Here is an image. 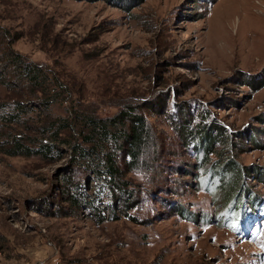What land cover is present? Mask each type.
<instances>
[{"label": "rangeland", "instance_id": "374dc122", "mask_svg": "<svg viewBox=\"0 0 264 264\" xmlns=\"http://www.w3.org/2000/svg\"><path fill=\"white\" fill-rule=\"evenodd\" d=\"M10 49L68 87L52 119L130 103L163 149L126 173L137 221L66 201L67 177L86 179L67 156L0 151V264H264V0H0Z\"/></svg>", "mask_w": 264, "mask_h": 264}, {"label": "trees", "instance_id": "16d2710c", "mask_svg": "<svg viewBox=\"0 0 264 264\" xmlns=\"http://www.w3.org/2000/svg\"><path fill=\"white\" fill-rule=\"evenodd\" d=\"M0 83L17 94L13 103L0 99V151L9 156H37L49 161L67 156L70 171L81 169L86 179L67 177V188L62 192L66 201L74 208L99 215L102 221L118 219L121 210L122 215L137 221L127 211L144 200L141 192L130 188L126 173L142 164L157 170L163 149L139 107L124 103L115 114L100 116L73 106L70 116L52 119L50 105L67 93L68 87L59 77L51 76L43 63L11 49L0 57ZM35 110L41 117L38 121L29 116ZM203 134H207L206 130ZM225 169L213 171L222 176ZM236 169L239 180L243 170ZM175 211L189 217L181 206H175ZM240 211L237 205L229 215L240 221Z\"/></svg>", "mask_w": 264, "mask_h": 264}]
</instances>
